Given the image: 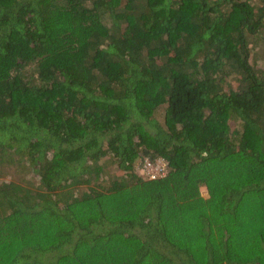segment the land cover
Segmentation results:
<instances>
[{
	"label": "trees",
	"instance_id": "16d2710c",
	"mask_svg": "<svg viewBox=\"0 0 264 264\" xmlns=\"http://www.w3.org/2000/svg\"><path fill=\"white\" fill-rule=\"evenodd\" d=\"M263 33L264 0H0V172L37 180L0 181V264H264Z\"/></svg>",
	"mask_w": 264,
	"mask_h": 264
},
{
	"label": "rangeland",
	"instance_id": "374dc122",
	"mask_svg": "<svg viewBox=\"0 0 264 264\" xmlns=\"http://www.w3.org/2000/svg\"><path fill=\"white\" fill-rule=\"evenodd\" d=\"M263 35H264V33H263ZM256 51L260 55L258 66H264V38L261 39L260 43L257 44ZM256 64H257V61H256ZM107 163H108V169L111 171V173H113V174H118V173L119 174H125V172L121 169L119 170L117 168L116 164H113V162L110 159L107 160ZM28 167L30 168L31 166L29 164L27 166H22L23 170L20 169V171H18V169L14 167L12 169V171L7 172V170L9 168L3 166L4 174L2 173V171L0 172V181H7V180L13 179L16 182L22 183L25 185H29L26 182H28V183L34 182L35 183L37 180L32 176L31 171ZM22 171H23V173H22ZM134 171L138 174L139 173L143 174V170H142L141 164L139 162L135 165ZM109 176H110L109 172L104 173L103 176L99 178L98 183H102L105 185L109 179ZM19 178H20V180H19ZM97 186L99 187V185H97ZM88 188H89V184H85L83 186L84 190H87ZM201 194L205 198L209 197V192H208L206 187L203 186L201 188Z\"/></svg>",
	"mask_w": 264,
	"mask_h": 264
},
{
	"label": "built area",
	"instance_id": "2783aa9c",
	"mask_svg": "<svg viewBox=\"0 0 264 264\" xmlns=\"http://www.w3.org/2000/svg\"><path fill=\"white\" fill-rule=\"evenodd\" d=\"M141 168L145 176H148L150 179L164 177L168 172V164L163 159L153 161L146 157L141 164Z\"/></svg>",
	"mask_w": 264,
	"mask_h": 264
},
{
	"label": "clouds",
	"instance_id": "9594fccd",
	"mask_svg": "<svg viewBox=\"0 0 264 264\" xmlns=\"http://www.w3.org/2000/svg\"><path fill=\"white\" fill-rule=\"evenodd\" d=\"M167 175V174H166Z\"/></svg>",
	"mask_w": 264,
	"mask_h": 264
}]
</instances>
